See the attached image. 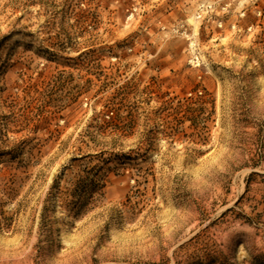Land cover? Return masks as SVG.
<instances>
[{"label":"rangeland","instance_id":"rangeland-1","mask_svg":"<svg viewBox=\"0 0 264 264\" xmlns=\"http://www.w3.org/2000/svg\"><path fill=\"white\" fill-rule=\"evenodd\" d=\"M196 261L264 264V0H0V264Z\"/></svg>","mask_w":264,"mask_h":264},{"label":"trees","instance_id":"trees-1","mask_svg":"<svg viewBox=\"0 0 264 264\" xmlns=\"http://www.w3.org/2000/svg\"><path fill=\"white\" fill-rule=\"evenodd\" d=\"M195 264H200V262L199 261H196Z\"/></svg>","mask_w":264,"mask_h":264},{"label":"bare ground","instance_id":"bare-ground-1","mask_svg":"<svg viewBox=\"0 0 264 264\" xmlns=\"http://www.w3.org/2000/svg\"><path fill=\"white\" fill-rule=\"evenodd\" d=\"M189 22L192 23L193 22L192 19H190Z\"/></svg>","mask_w":264,"mask_h":264}]
</instances>
